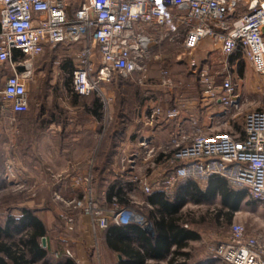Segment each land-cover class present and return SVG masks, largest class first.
Segmentation results:
<instances>
[{"label":"built area","instance_id":"built-area-1","mask_svg":"<svg viewBox=\"0 0 264 264\" xmlns=\"http://www.w3.org/2000/svg\"><path fill=\"white\" fill-rule=\"evenodd\" d=\"M170 24L185 29L182 45L192 74L204 88V99L218 101L235 114L245 105L230 75L217 86V77L224 73L199 67L194 52L207 40L218 45L225 56L242 57L260 78L263 105L244 115L240 132L206 134L195 115H189V129L179 123L160 149L154 136L147 133L179 120L193 108L178 93L182 84L165 69H161L160 81L147 78L149 64L160 60L153 55L156 37L162 39V29ZM60 45H81L73 74L78 95L89 96L100 85L110 84L114 76L127 79L136 75H141V85L145 83L149 92L143 99L148 114L143 120L142 100L134 108L136 117L126 127L111 163L118 180L135 187L124 190L128 203H120L117 197L107 202L106 195L97 193L96 161L92 158L73 167L80 174L69 171L65 179L50 174L63 184L70 179L69 189L79 194L77 198L54 194V201L66 211L60 215L66 235L82 238L87 230L85 219L95 234L112 226L137 225L147 230L152 225L137 190L146 196L158 191L172 197L183 183L202 186L215 177L224 179L232 189L247 192L264 209V0H0V72L6 68L12 71L0 92L4 112L18 115L29 111V83L35 65L46 48ZM106 99L108 111L112 98ZM123 148L128 157L121 155ZM157 152L159 173L157 166L149 165L155 162ZM7 175L12 185L14 172ZM73 241L64 240L65 255L70 258H75L69 249ZM92 253L100 264L97 244ZM209 255L218 264H264V239L233 222L225 239L211 247Z\"/></svg>","mask_w":264,"mask_h":264},{"label":"rangeland","instance_id":"rangeland-1","mask_svg":"<svg viewBox=\"0 0 264 264\" xmlns=\"http://www.w3.org/2000/svg\"><path fill=\"white\" fill-rule=\"evenodd\" d=\"M162 36V39L158 36L156 37L157 42L153 49V55L159 56L160 60H153L149 64L147 78L150 82L160 81L162 78L161 69H165L170 73L173 79L182 84L181 87L178 88L179 93L183 92L185 88L184 81L186 82L188 80L190 85H192L191 88H193V93L199 95L201 91L200 88L196 86L197 78H195V75L191 72L192 68L188 64L189 55L182 45L185 37L184 27L182 28L170 24L162 29ZM95 54L96 51L94 52V55ZM194 55L197 62L203 60L204 63L201 62L202 64L206 63L207 66L211 65L213 69L221 66L224 62L228 64V66L232 64L230 56L223 55L218 45L208 40L199 46L194 52ZM69 57L68 54L65 55L62 51H57V53L52 56H50V54L46 55L45 60H47V63H41L35 66L33 80L29 83L31 104L26 115L16 116L10 112H4L0 105V223L4 224L9 215L20 218L24 209L31 210L37 217L43 218L46 222L48 230L47 235L51 247L50 253L60 250L63 247L66 248V242H64L66 239L81 238L76 234L71 236L63 232L60 215L66 211H63L61 205L54 201V194L56 193H59L63 198H77L79 194L71 192L69 189L70 184L67 186V181L63 185L64 181L58 182L56 179H51V172H47L46 167H44L48 166L52 158H57V160H59L58 158L67 156L63 155L64 152L71 151V153L75 152L78 155V152L83 149L82 146H68L70 140H73L75 135L70 123L73 122L74 119L80 124L84 122V116L82 114L80 116L77 114V112H83L82 109L75 112L72 110L73 106H70L72 97L69 94V89L74 90V84L73 76L70 75L68 70V64H70L71 61H75L74 58L77 57ZM96 60L95 57V61ZM232 66V73L241 80L239 83V91L248 102L246 101L247 103L244 105L243 110L234 116V120L230 126H225L224 124L215 126L216 130H214V133L240 132L243 127L242 124L246 112L261 108L262 99L260 97L259 87H254L253 90L256 92L253 93L248 85L250 79L252 82L254 81L253 75H255V72L252 67H250L242 57L238 56L236 57L235 64H232ZM0 73H3L0 74L1 92L4 88L5 77L10 75L12 71L6 68L4 71L2 69ZM141 79V75H136L126 80L132 81L135 87L146 90V95L149 92L147 91L145 83L141 85ZM113 86L114 84L100 85V88L92 93L93 96L99 97L103 103L102 115L108 112V114H106V119L95 121L94 126L96 127L91 134L90 141L86 148V151H90L89 159L92 158L96 163L102 159V156L107 154V147H111L113 144V132L119 127L117 113V97L119 92L117 91V87L113 88ZM38 88H41L43 93V99L40 102L39 99L37 101L36 98V89ZM129 88L132 90V87ZM46 96H48L47 101L45 100ZM107 96L112 98L108 111L106 110V105L108 104L106 99ZM52 97L60 98L59 107L60 110H63L60 119L66 123L65 127H61L60 132L56 134H53L50 130L52 106H55V102H57L55 100L54 104ZM127 97L133 98L130 93L127 94ZM81 102H83V100H81ZM137 104V100H135L134 103L132 102L124 110L126 114L131 115V123L136 117L134 108ZM40 107L46 109L42 115L38 114V111L41 109ZM160 119L161 121L164 120V115L161 116ZM131 123H129L127 127H129ZM101 127H105L104 132H100ZM159 128L163 129L164 125L161 124ZM159 128L157 129L159 130ZM168 137V135H165L163 139L167 140ZM161 147L163 146L157 148L160 149ZM126 151L128 150L123 148L121 155L128 157ZM158 153L159 152L156 153L155 162L149 163L150 166H157L155 167L156 173L160 172L158 167L159 162L156 161L158 160ZM79 155L84 159V154L80 153ZM100 162H102V160ZM144 168L145 166L143 170ZM22 169L32 174L26 175V177L23 173L19 172ZM10 170L14 172V176L11 177L12 185L8 184L6 180ZM67 173L68 169L65 168V170L59 173L60 178L65 179ZM61 186H64L62 192ZM206 187L207 185H202V188ZM138 199L141 200L139 197ZM220 208L222 207L220 206V199L218 197L203 204H195L188 199V203L183 207V213L189 214L188 217L193 221L192 224L191 221L189 224L196 226L197 233L201 236V241L197 243L194 242L189 246L188 253L190 256H193V258H203L204 260V257H206L207 243L214 240L218 242L223 241L233 222L244 225L250 233L264 235V209L248 194L241 202L239 211L235 214L231 223L225 221L226 218L224 216L220 218L219 223L214 220L215 214ZM69 249L74 254L71 247H69ZM75 256L74 254V257ZM207 260L211 263L213 262L209 257Z\"/></svg>","mask_w":264,"mask_h":264},{"label":"trees","instance_id":"trees-1","mask_svg":"<svg viewBox=\"0 0 264 264\" xmlns=\"http://www.w3.org/2000/svg\"><path fill=\"white\" fill-rule=\"evenodd\" d=\"M201 62L204 63L203 60L199 63ZM74 71L72 68L69 71L71 76H73ZM110 84H114L113 88L117 87L119 92L117 97L119 127L113 132L112 146L107 147V154H105L107 156L106 163L100 162L103 159L102 156V159L94 167L95 174L97 173L95 181L99 183V190H103L106 183L111 180L112 175L106 177L105 173L110 171L114 174L110 169L112 157L115 155L117 145L123 140L125 129L131 121V115L126 114L124 110L132 102L134 103L135 100L138 101L146 91L143 88L135 87L132 81L119 78L118 76H114ZM122 87L126 88L122 89ZM129 87H132V90ZM129 93L132 94V99L127 97ZM69 94L72 97L71 106L82 109L83 112L85 109V116L81 112L85 118L84 120L91 117L92 122L102 121L103 103L99 97L93 96V94L80 96L73 89H69ZM26 114L27 112L18 115ZM103 131V127H101L100 132ZM162 158L163 155L160 156L159 161ZM101 166L104 167L101 168ZM178 187L180 194L175 199L163 192L147 197L148 203L157 207L150 212L151 219L155 220L156 235L158 237L156 244L153 246H151L147 234L137 225L113 226L107 231V242L111 250L117 251L128 258L127 261L120 264H144L148 255L154 259L163 260L169 254L172 256L169 258L168 264H187L186 260H188L190 255L181 251L188 246L184 241L198 239L196 233L179 225L180 221L184 223L191 221V224L193 222L188 217L189 214L180 212L188 203V199L191 202L203 204L218 197L222 208L217 211L214 220L219 223L220 218L224 216L226 218L225 221L231 223L235 214L239 211L241 202L247 195L245 191H236L230 188L228 183L219 177L211 179L204 190L192 181ZM123 189L122 182L115 180L114 185L109 189V195H107L109 202L114 197H117L120 203H128ZM47 232L46 225L29 209H24L20 218L13 215L7 216L5 223H0V264H37L39 262L41 264H76L74 258L65 255L64 247L50 253L51 247ZM43 238L47 239V246L45 247L42 243ZM137 243L141 246V249H144V255H141L132 246ZM172 244L177 247L174 252L170 253ZM180 257H184L186 259L185 262L179 263Z\"/></svg>","mask_w":264,"mask_h":264},{"label":"crops","instance_id":"crops-1","mask_svg":"<svg viewBox=\"0 0 264 264\" xmlns=\"http://www.w3.org/2000/svg\"><path fill=\"white\" fill-rule=\"evenodd\" d=\"M80 49H81V45H73V46L60 45V46H57L54 49L53 48H46L44 54L38 59L36 65L41 64V63H44V64L47 63V60H45L46 55L50 54V56H52L53 54H56L57 51H62V53H64L65 55L68 54L70 56L69 58H71L73 56H76L77 52ZM219 50L221 52L220 47H219ZM207 53H209V52H207ZM74 59H75V61H73V62L71 61L70 65L68 64V67H69L68 70L69 71H71V68L76 70V67H77V64H78V59L77 58H74ZM230 59L232 61V64H235L236 56L235 57L230 56ZM44 64H43V66H44ZM232 64H231V66H228V64H226L224 62V63H222L221 66L215 67L213 69V67H211V65L207 66L206 63L202 64V63H199V61H198L199 67H204V68L207 67L213 73H217V72L224 73L223 75H220V76L217 77V86H220L222 84V82L224 81L225 77L227 75H230L232 77L234 83H237V85H238L236 93L240 94L242 96V99H243L244 103L246 104L248 101L243 96V94H241V92L239 91L240 90L239 83L241 82V80L238 79L237 76L234 73H232L233 72V70H231V68L233 69ZM224 67H227L226 71L224 70ZM253 76H254V79H253L254 81L252 82V80L250 79L248 85H249V88L254 93L256 91H254L253 88L254 87H258L261 84V80L256 74L253 75ZM195 78H196V76H195ZM196 82H197L196 86H198L200 88V91H201L200 93L201 94L199 93V95H196V94L193 93V88H191L192 85H190L188 80L186 82L184 81V83H185L184 87L185 88H184L183 92H181L179 94L186 101H189V102L192 103L193 108H192L191 112L188 113V114L183 112L182 116L180 117L179 120L172 121L169 125H165L163 129H160V128H159V130L158 129H153L152 131H148L147 132L150 135L154 136V139L156 141V145H161V146L162 145H166L167 144L166 141L168 139L164 140L163 137L165 135L169 136L171 134V132L176 131L177 127L179 126V123L181 124V126L184 129L185 128L189 129L188 128L189 125H190V120H188L189 115L190 116L191 115L192 116L195 115V117H196V119L198 121L199 127L202 128L203 131L206 134L214 133V130H216L215 126H219V125H223V124L225 126H230L231 123L233 122L234 116L236 114L232 113V112H230V113L227 112L225 107L222 105V103H220L218 101H211V100H208V99H204V95H203L204 88L200 84V82H198V79H197ZM250 82H252V83H250ZM124 88L125 87H122V89H124ZM36 91H37V96H36L37 101L39 99V102H40L43 99L42 89L38 88V89H36ZM144 95L139 98L137 103H140L144 99ZM176 98H180V97H176ZM47 99H48V96H46L45 100L47 101ZM52 99H53V103L55 102V100L58 102V103L55 102L56 103V104L54 103L55 106L54 105L52 106V117H51V125H50V130L53 132V134H56V133L60 132L61 127H65L66 123H64V121L60 119L61 112L63 111V110H60V107H59L60 98L52 97ZM142 103L143 104H142L141 117L144 120L146 115L148 114L147 101L143 100ZM169 103L172 104V102H169ZM262 105H263V102H261V107H262ZM72 110H74L75 112L79 111V109H77L75 107H73ZM45 111H46L45 108H41L38 111L39 112L38 114L42 115V114H44ZM250 111H252V110H250ZM247 112H249V111H247ZM83 113H84V116H85V109H84ZM77 114L80 116L81 112H77ZM243 122H244V120H243ZM71 123H70V125H72V129H73V132H74L75 135H74L73 140H70L68 146L69 147H71V146H74V147L75 146H82L83 149H82V151L78 152V155L75 152L71 153V151H69V152H64L63 155H67V156H62L61 158H58L59 160H57V158H52V161H50L48 163V166H44V167H46V171L47 172H51L53 174H59L61 171L65 170V168L68 169V172L69 171L70 172H74L73 171V167L75 165L84 163L90 157V151H88V150L86 151V148H87L88 143L90 141L91 134H92L93 130L96 127V126H94L95 122L93 123L91 121V117H89L87 120H84V122L82 124L77 123V121L75 119ZM243 124H242V126H243ZM68 125H69V121H68ZM68 125H67V127H68ZM227 133H231V132H227ZM124 138H125V134H124ZM80 153L84 154V156H85L84 159H82V157H80V155H79ZM113 157H112V161H113ZM103 158L104 159H102L101 163L104 164L107 161V159H106L107 156H103ZM112 161H111V163H112ZM103 167L101 166V168H103ZM110 169H111V166H110ZM19 172L23 173V175H25V176L32 174L31 172L27 173V171H25V169H22ZM80 173H81V171H75L74 172V174H80ZM109 173H111V172L110 171L106 172L105 176L107 177L108 175H112L111 176V180H109L106 183L105 188L103 190H99V183L97 181H95V185H96V188H97V193L99 195H101V196L102 195L103 196L104 195H106V196L109 195L110 187L112 185H114L115 180L119 181L115 174H112V173L109 174ZM96 175H97V173L95 174V168H94V178L96 177ZM127 178H128V176L125 177V179H127ZM120 182H122V181H120ZM70 183H71L70 181L67 182V186ZM122 186L124 187L123 192H124L125 189L133 190L135 188L131 183H128V182L126 184L122 183ZM63 187L64 186L60 187L61 188V192L64 190ZM60 188H59V190H60ZM200 188L203 189V190L206 189V188H202V186H200ZM155 193H158V191L154 192L153 194H155ZM135 194L139 198H141V200L144 202V204H145L144 213L147 215V217H148V219H149V221L151 222V225H152L147 230L141 228L140 226H137V227L141 228V230H143L147 234V236L149 237L151 246H153L154 244H156L158 237L156 235L157 231L155 229V220L151 219L150 212H151V210H154L157 207L152 206L150 203H148L147 197H149V196H146V195L140 193L138 190L135 192ZM179 194H180V189L178 187L176 189L174 195L172 196V198L175 199L176 196L179 195ZM107 200H108L107 202H109L108 196H107ZM195 204H197V203H195ZM183 211L184 210L182 208L180 210V212L183 213ZM39 219L46 225V222H45V220L43 218H39ZM89 222L90 221L88 219H85V223L87 224V230H86V233L84 234V236L82 238H79V239H77V238L74 239L73 243H71V245H70L71 249L73 250L74 254L76 255L75 256L76 258H74L75 261H76V264H97L95 259H94L93 253H92V247L95 244H97V246L99 248V251H100V264H120L122 262L127 261L128 258L126 256L120 254L117 251L111 250V248L109 247L108 242H107V235L106 234H107V231L110 228L107 231H105V232L95 234L93 229L90 227ZM179 225H181V227H183V228H186L185 225H188L189 228H187V229L193 231L194 233H196L198 235V239H195V240L191 239L189 241L188 240L184 241L185 243L188 244V246L185 249H182L181 251L188 253L189 246H191V244H193L194 242L197 243V242L201 241V236H199V234L197 233L196 226H192L189 223H184V222H181V221H180ZM46 227H47V225H46ZM151 229H152V232H150ZM253 234H255V233H253ZM259 236H262L263 239H264V235L263 234H259ZM217 242L218 241L214 240V241H209L207 243L208 245H207L206 257H204V260H203V258H199V259L197 257L193 258V256H190L188 258V260H186L184 257H180L179 258V263L185 262V260H186L187 264H218L216 262H214V263L212 262L211 263V262H209L207 260V258L210 256L209 255L210 248L213 247V246H216ZM46 246H47V243H46ZM132 246L135 249H137L141 255H144L143 254V250L144 249H141V246H139L138 243L137 244H133ZM176 247L177 246L175 244H172L171 247H170V253L174 252L176 250ZM171 256L172 255L169 254L166 257V259L157 260V259H154V258L150 257V255H148L146 257V260H145L144 264H168V260H169V258ZM37 264H41V263L39 262Z\"/></svg>","mask_w":264,"mask_h":264},{"label":"water","instance_id":"water-1","mask_svg":"<svg viewBox=\"0 0 264 264\" xmlns=\"http://www.w3.org/2000/svg\"><path fill=\"white\" fill-rule=\"evenodd\" d=\"M150 232H152V229L150 230ZM42 243H43V246H46V243H47L46 238H43Z\"/></svg>","mask_w":264,"mask_h":264}]
</instances>
